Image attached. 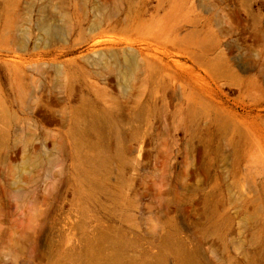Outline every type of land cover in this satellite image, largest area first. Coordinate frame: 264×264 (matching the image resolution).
Masks as SVG:
<instances>
[{"label": "rangeland", "instance_id": "rangeland-1", "mask_svg": "<svg viewBox=\"0 0 264 264\" xmlns=\"http://www.w3.org/2000/svg\"><path fill=\"white\" fill-rule=\"evenodd\" d=\"M0 264H264V0H0Z\"/></svg>", "mask_w": 264, "mask_h": 264}]
</instances>
